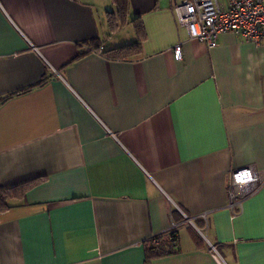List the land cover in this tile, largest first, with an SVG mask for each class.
Here are the masks:
<instances>
[{
  "label": "crops",
  "instance_id": "1",
  "mask_svg": "<svg viewBox=\"0 0 264 264\" xmlns=\"http://www.w3.org/2000/svg\"><path fill=\"white\" fill-rule=\"evenodd\" d=\"M180 1L128 0L111 30L112 0H0V189L23 186L0 264H264V183L234 216L227 189L264 178V39H189ZM135 23L137 54L103 53ZM171 229L178 250L147 261Z\"/></svg>",
  "mask_w": 264,
  "mask_h": 264
},
{
  "label": "built area",
  "instance_id": "2",
  "mask_svg": "<svg viewBox=\"0 0 264 264\" xmlns=\"http://www.w3.org/2000/svg\"><path fill=\"white\" fill-rule=\"evenodd\" d=\"M172 10L176 22L185 26L189 39L208 47L217 45L222 32H231L255 43L264 39V0H181ZM173 57L181 59V42L174 45ZM263 183L264 178L252 166L230 172L227 189L232 216L238 213L242 200ZM210 247L216 252L214 246L210 244Z\"/></svg>",
  "mask_w": 264,
  "mask_h": 264
},
{
  "label": "trees",
  "instance_id": "3",
  "mask_svg": "<svg viewBox=\"0 0 264 264\" xmlns=\"http://www.w3.org/2000/svg\"><path fill=\"white\" fill-rule=\"evenodd\" d=\"M117 8L116 15L109 11L107 13L108 23L111 30H115L120 25L128 21L127 19V8L128 0H112ZM135 22V18L131 20ZM140 24L135 23L136 39L133 42L126 43L120 46H116L109 50H104L103 53L109 57L123 58L129 55H134L139 52L141 47V33L139 32ZM40 84V83H39ZM28 90V89H27ZM26 91V90H24ZM6 98L0 100V104L4 102ZM19 191V192H18ZM23 186H10L0 189V209L9 207L7 203L11 197L17 194H21ZM178 250L177 233L176 230L171 229L165 234H160L153 237L145 246V258L150 260L152 258L173 253Z\"/></svg>",
  "mask_w": 264,
  "mask_h": 264
},
{
  "label": "water",
  "instance_id": "4",
  "mask_svg": "<svg viewBox=\"0 0 264 264\" xmlns=\"http://www.w3.org/2000/svg\"><path fill=\"white\" fill-rule=\"evenodd\" d=\"M185 219H186L187 221H189V223H191V224L194 226V224H193L192 221H191V220H192L191 218H188V217H187V218H185Z\"/></svg>",
  "mask_w": 264,
  "mask_h": 264
}]
</instances>
